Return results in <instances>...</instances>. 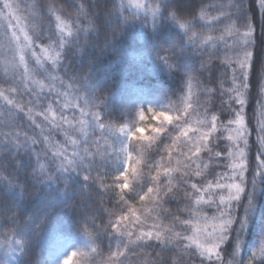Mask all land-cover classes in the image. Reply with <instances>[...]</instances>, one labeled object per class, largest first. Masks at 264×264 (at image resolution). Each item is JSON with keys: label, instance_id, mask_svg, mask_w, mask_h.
Masks as SVG:
<instances>
[{"label": "snow or ice", "instance_id": "snow-or-ice-1", "mask_svg": "<svg viewBox=\"0 0 264 264\" xmlns=\"http://www.w3.org/2000/svg\"><path fill=\"white\" fill-rule=\"evenodd\" d=\"M251 2L259 11L264 12V0H251ZM249 3L250 0H212L195 11L190 22H187V31L197 27V23L200 25L199 31L193 33L192 46L197 54L207 57L205 61H202L201 68L208 71L213 64L221 66L216 80L219 94L224 96L227 93L231 96V99L224 101L229 106L234 101L241 102L244 107L245 123V105L254 56L249 45L255 43L256 31L255 24L248 14ZM0 4L7 8L16 20V24L13 25L9 17L0 11V18L8 20L10 39L16 46L8 66L4 69L5 78L10 83L7 86L0 85V104L9 109L3 113L7 131L2 132L0 139L14 148L24 146L31 148L35 159L34 172L43 179L52 180L54 173L51 169L57 159L61 155L64 157L57 171L62 167L63 161L68 159L67 148L57 146L53 141L55 132L63 133L66 138L64 143L72 146V158L80 161L77 167L80 171L87 169L82 175L83 180L94 184L102 193L110 190L117 192L118 189L117 196L123 201L122 193L129 188L127 163L122 162V170L118 172V176H115V187L110 188L105 180L108 174L104 172L102 162L120 160L119 156L113 159V154L126 152L125 143L122 145L108 143L110 138L105 134L104 117L100 111L93 110L97 107L95 102L87 95L74 96L70 84L66 85L58 74L64 50L69 46L71 38H78L81 33L86 34L93 27L83 0H77L75 19L66 15L60 8L48 9L53 31L46 37V42L45 39L35 38L29 26L17 15L19 5L13 8L9 0H0ZM124 5H127V8ZM132 8L137 10L135 17L128 14ZM117 11L122 21L138 19L141 11L146 13V19H156L160 13L159 7L153 3L145 5L135 0H118ZM81 16L86 18L85 23H82ZM170 18L181 29H185V20H177L175 16ZM176 51V45H171L164 50L163 54L157 53V61L169 71L174 70L172 57ZM61 89L64 90L61 91ZM200 91L201 83L189 78L183 92V103L186 107L191 105L188 108L190 115L201 106L200 97L197 95ZM207 91L209 95L216 93V89ZM24 93H28L31 97L27 103L19 98ZM53 94L57 97L55 105L49 99ZM69 96H74V99L81 102L79 117L75 115L69 117L64 114L65 109L77 107L68 100ZM36 108L40 110L34 111ZM165 110L171 109L165 107ZM230 111L233 115L227 120L216 115L208 118L204 123L195 124L194 127L200 131H191L186 127L187 117L174 123L171 132L165 133V136L172 140L170 145H165L168 155L148 165L152 169L150 183L146 191L138 195L141 202L146 200L150 202L151 209L149 210L148 205H145L144 211L147 214L143 220L134 209H129L131 219L128 216L114 219L116 214L105 210L109 215L108 225L105 226L109 236L126 238L130 245L136 246L155 241L162 249L167 250L174 245L186 257H200L199 264H206V262L207 264H264V241H259L246 259H238L242 254L248 218L255 206V193L264 186V152L259 150L256 152L254 158L256 167L251 170L250 178L246 144L252 130L245 131L243 136L239 135L241 129L236 122L237 113L231 108ZM20 113L26 117L32 129V135L20 127L11 125L10 121L14 118V114ZM136 114L143 119V112L138 111ZM86 116H90L91 119H85ZM37 117L42 119L37 122ZM254 120L257 142L264 143V102L261 100L257 101L254 109ZM37 129H39L38 133ZM89 130L93 134L97 131L100 133L91 144H89ZM172 132L176 135L172 136ZM131 135L133 134L128 133V138ZM205 136H207V142H205ZM217 138L226 141L227 150H218L209 155L208 153L213 149V141ZM82 141L83 148H81ZM41 143L45 147L38 150L37 146ZM53 148H56V151L49 155ZM177 151L183 159H178L176 166L173 167L171 161ZM205 153L208 154L207 158ZM165 160L168 166L165 165ZM220 161H224L225 170L215 173L212 179H208L211 175L210 169L219 166ZM140 162V160L136 161L137 164ZM127 166L129 169L130 165L127 164ZM101 169L103 172L100 171ZM133 170L135 174L138 171L136 168H133L132 172ZM154 170L155 175H152ZM93 172L96 175H93ZM77 173L80 174V172ZM177 175L181 177L178 182H176ZM161 176L166 178L163 183H161ZM0 179L10 182V178L3 174H0ZM121 180L123 183L120 182ZM181 186L185 189L184 199L186 200V204L180 210L184 213L183 216L177 215L171 225L154 222L147 231L141 230L136 233L128 229L127 225L133 222L143 228L153 212L156 213V219H159L163 204L169 199H175V191ZM211 208H214L215 212L209 217L206 209ZM12 218H15L14 214ZM177 225L184 227L181 231H176ZM189 229H191V235L187 234ZM229 241L233 245L230 258L226 255L225 248ZM25 244L26 241L17 238L11 229L0 232V249L12 255L22 254ZM192 245L195 247L193 248ZM92 251L96 252L97 249L92 248ZM78 254L83 255L79 251L72 252L63 261L66 259L72 261ZM128 256V246L122 249L118 247L115 251H111L107 264H125ZM150 256L151 253L145 255L141 264H149ZM184 264H194V262H184Z\"/></svg>", "mask_w": 264, "mask_h": 264}, {"label": "trees", "instance_id": "trees-1", "mask_svg": "<svg viewBox=\"0 0 264 264\" xmlns=\"http://www.w3.org/2000/svg\"><path fill=\"white\" fill-rule=\"evenodd\" d=\"M31 1L39 7V19L43 21L40 26L43 37L53 31L52 24L49 22L50 17L46 13L47 8H60L66 15L76 18L77 0ZM210 2L212 0H157L161 10L158 18L152 22L142 16L133 21H122L121 15L117 13L115 0H83L93 27L88 33H81L78 38H71L69 46L64 50L58 74L66 85L70 84L73 95H87L92 98L97 106L93 110L101 112L105 128L133 126L135 121L136 123L138 121V116L135 117L138 108L156 106L161 103L168 105L171 109L174 106L172 101L183 88V76L178 70H166L155 59L156 49L161 46L169 48L172 40L183 42V32L173 19L168 17V11L173 5L177 20H191L196 9ZM128 14L135 17L129 12ZM248 14L256 28L255 43L249 45L254 50V56L249 76L248 103L245 106L247 123L251 124L254 109L260 99L258 85L261 73L264 72V12L259 11L250 0ZM80 19L82 23L86 22L85 17L81 16ZM108 33H111L113 37L109 38ZM177 61L182 69L198 70L199 56L191 53L190 46H185L183 54L177 57ZM220 69V65L213 64L207 73L200 70V75L204 76L206 82L215 84ZM9 83L0 67V85L7 86ZM19 98L25 103L31 99L28 93H24ZM225 100L226 94L221 96L218 89L213 106L221 113L222 119L226 120L231 115V111ZM51 101L55 105V102ZM77 102L80 105L81 102L78 100ZM7 111L9 109L0 104V135L4 130L7 131L3 117V113ZM36 119L39 122L42 117ZM10 123L14 127L27 131L29 135L33 134L23 113L14 114ZM36 131L38 133L39 129ZM171 134L176 135L175 132ZM54 136V139L62 141L59 134L55 133ZM65 139L63 137L62 143L59 144L66 146ZM143 143L147 144V142ZM171 143L172 140L165 136L161 145L154 147L151 151L139 146L134 159V166L138 171L135 175L132 172L129 188L122 193V201L117 196L118 189L117 192L110 190L102 193L94 184L84 181L82 175L87 169L79 171L80 174L61 176L55 164L51 169L54 173L52 180L39 177L33 170L35 159L31 148L27 146L14 148L0 139V174L10 178V182L0 179V232L11 229L17 238L26 241L23 253L17 254L12 263H9L7 259L3 260L0 255V264L4 262L50 264L53 262L57 245H72L83 238L90 240L93 247L97 249L92 258L96 264H107L111 251L125 246L129 248V256L125 264H141L148 253H151L149 264H184V262L199 264L200 257H186L174 245L167 250L162 249L155 241L140 246L130 245L126 238L109 236L105 227L109 222V215L105 210L115 213L114 219L121 216H128L131 219L129 209H134L141 220L144 219L147 214L144 211L145 205L147 204L150 210L151 204L147 200L141 202L138 195L143 194L149 186L152 169L148 165L160 161L161 155L167 157L166 151L161 153V147ZM44 147L42 143L37 146L38 150ZM213 148L220 151L226 150L223 141L214 144ZM251 152L250 178L251 170L256 167L254 144ZM51 154L50 151L49 155ZM142 155L145 156L144 160H141ZM207 155L205 153L206 157ZM177 156H179L178 151L174 158H178ZM179 158L183 159L180 156ZM137 160L141 161L140 164L136 163ZM177 160L172 159L171 166H176ZM164 162L168 166L167 160ZM114 165H116L115 161L102 162L104 172L108 174L105 180L110 188L115 187V176L119 175ZM223 165L224 161H220L219 166L210 169L211 175L208 179H212L217 172H223L225 170ZM103 169L100 171L103 172ZM93 175L96 173L93 172ZM152 175H155V170ZM165 179L161 176V183L165 182ZM180 179L181 177L177 175L176 182ZM184 192L185 189L182 186L176 189L175 199H169L163 204L159 219H156V213L153 212L143 228L133 222L127 225L128 229L138 233L141 230H149L154 222L171 225L177 215H184L180 211L186 204ZM253 212L241 259H246L251 251L250 245L257 243L253 235L256 236L255 230L264 220V186L255 193ZM125 223L127 224V221ZM183 227V225H177L175 230L181 231ZM187 234H191V229ZM225 248L226 255L230 258L232 242L229 241Z\"/></svg>", "mask_w": 264, "mask_h": 264}, {"label": "rangeland", "instance_id": "rangeland-1", "mask_svg": "<svg viewBox=\"0 0 264 264\" xmlns=\"http://www.w3.org/2000/svg\"><path fill=\"white\" fill-rule=\"evenodd\" d=\"M115 1H116V8H118V0H115ZM135 2L145 4V5L151 4V3H153V5L157 4V0H135ZM9 4L12 5L13 8H15L16 5H19V12L17 13V15H19L21 17V19L23 20V23H25L29 26V28L32 31V34L34 35L35 38L45 39V42H46V37L50 36L52 34V32L45 34L43 37V34L40 30V26L42 25L41 23H43V21L39 19V7L37 5H35L34 2H32L31 0H9ZM124 7L127 8V5H124ZM48 9L49 8H47V11H46L47 15H48ZM0 11H3L9 17V19L11 20V23L13 25L16 24V20L13 18V14L11 12H9V10L7 8H4L2 4H0ZM136 11L137 10L135 8H132L131 10H129V13L136 16L137 15ZM117 13L120 14L118 11H117ZM139 16L145 17L146 13L144 11H141L139 13ZM149 16H150V13H149ZM47 20H48V17H47ZM47 20H46V22L48 23ZM150 20L152 22H154L156 19H150ZM49 22H51L52 27H53V23H52L50 18H49ZM199 26H200L199 23H197L198 28H199ZM13 48H14V44L10 39V33L8 31V20H6L4 18H0V67H1V71H2L3 75H4L5 67L8 66V64L11 60V57L13 54ZM41 75H44V74L41 73ZM63 90L64 89H61V91H63ZM74 96H69L68 100H70L73 104H76L77 107L75 109H65L64 110V114L66 116H69V117H71L73 115L79 117L80 107L78 105L77 100L74 99ZM50 99L53 100L54 102H56L57 97L53 94L50 97ZM45 106H46V104H45ZM161 106H165V107L169 108L168 105L161 104V103H158V105L152 106V107L160 108ZM39 110H40L39 108L36 109V111H39ZM146 115L150 116V114H148L147 112H146ZM85 119L90 120L91 117L86 116ZM144 123H147V121H145ZM246 123H247V119H246ZM252 123L254 124L255 120H253ZM136 124H137V126H140L141 122L139 121V118H138V121ZM193 126H195V125H193ZM233 128H235V125H233ZM121 129H123V130H121ZM130 130H133V129H131L130 127H123V128H109L108 127V128H105V134L110 138L108 140V143H114V145H122L125 143V145L127 147L126 152H116L113 154V159L115 158V156L120 157V160H114L116 162V165H114L113 167L116 170L120 171V170H122V162L129 164L130 165V167L128 169L129 183L131 181L132 169L135 168V166H134L135 153H136V151H138L139 145L141 144L140 141H137L134 138L133 139L128 138V133ZM253 132L255 133V129H253ZM55 133L59 134L62 137V141H63V137H65L64 134L59 132V131H57ZM99 134H100L99 131H97L95 134H93L91 132V130H89V135H90L89 144H91L92 140H94L96 138V136H98ZM54 137H53L54 143L57 146H62L61 144H59L60 142L62 143V141H58V140L54 139ZM251 139L254 140L255 135H252ZM101 143L103 144V141H101ZM83 146L84 145H83V141H82L81 148H83ZM63 147L67 148L68 159L63 161V165H62V167H60V170L58 172L60 173L61 176H71L72 174H75V173L80 171V169L77 167V165L79 164L80 161H79V159L74 160L72 158V146L70 144H67L66 146H63ZM55 151H56V148H53L51 150V153L55 152ZM177 157L179 158V156H177ZM178 158L173 157L174 160H177ZM63 159H64L63 155H61L57 159L56 168L61 165V160H63ZM179 159H181V158H179ZM164 163L166 165V162H164ZM161 171H162V169H161ZM120 182L123 183V180H121ZM253 211H254V209H253ZM253 211L248 218V227H247V231L245 233L244 240L242 243V249H243L244 244H246L247 235L249 234V227L251 225V219H252V216L254 214ZM206 212H207V215L209 217H211L214 214L215 209L214 208L206 209ZM209 230H211L210 227H209ZM262 230H264V220L262 222H260L257 229L255 230L256 236L253 235V239L255 241H257V243H253L252 245H250V250H252L254 247L257 246V244L259 242V236H260V233ZM192 247L194 248L195 245H192ZM232 247H233V245H232ZM55 248L57 251L55 252V254L53 256V262L50 264H62L63 259L68 254H71L72 252H77V251L83 253V255L78 254L77 256L73 257L70 264H96L95 261H92V258L94 257V254H95V252L92 251V248H94V247L91 244L90 240H88L87 238H83L79 242H74V243H72V245H69V244H66L65 246L57 245ZM0 250L4 253L3 254L2 252H0V255H1L3 260L7 259V261L9 263H12L15 260L14 258L16 257V255H12L11 253L6 252L3 249H0ZM241 257H242V254H241ZM241 257L238 259H241ZM4 264H8V263L4 262Z\"/></svg>", "mask_w": 264, "mask_h": 264}, {"label": "clouds", "instance_id": "clouds-1", "mask_svg": "<svg viewBox=\"0 0 264 264\" xmlns=\"http://www.w3.org/2000/svg\"><path fill=\"white\" fill-rule=\"evenodd\" d=\"M156 6H158L160 9L159 4H156ZM198 9H196L195 11H198ZM175 15H176L175 7L172 5L171 9L168 11V17L170 18ZM128 21H133V19H129ZM185 21H186L185 29H181L179 27L180 30L183 32V42L172 40L169 43V45H173V44L176 45V49H177L174 56L172 57V62L175 65L174 70L180 71L183 76V88L181 91L177 93V95L175 96V99L172 101V104L174 106L171 108L170 111H166L165 106H161L160 108H154L152 106L138 108L136 113L139 111V112H143L144 114L143 119H141L140 116L135 113V117L138 116L141 124L140 126H137L136 121H135L134 125L130 127L133 130H130L129 133H132L133 135L129 136V139L134 138L135 140L140 141L141 144L139 146H142L147 151H151L154 147L161 145V142L164 140L165 133L171 132V129L176 121H180L184 119L185 117H187L188 122L186 124V127L191 131H200V129L194 127L193 125L197 123H204L206 122L208 118L214 117L216 115L221 116V113L213 106V101L215 99V95L217 93V90L219 89V86L217 85V83L213 84L211 82H206L204 79V76L200 75V70H203L201 68V63L202 61H205L207 57L206 56L202 57L201 55L197 54L195 52L194 46H192L193 33L198 32L199 28L193 27L191 31H187V22H190V20H185ZM108 36L109 38L113 37L111 33H108ZM185 46H190L191 53L199 56V63H198L197 71H192L190 69H182L180 65L178 64L177 57L183 54L185 50ZM15 47L16 46L14 45L13 50L15 49ZM166 49H168L167 46H161L160 48L156 49L155 59L157 60L156 56L158 52L163 54L164 50ZM253 53H254V50H253ZM165 69L168 70L167 68ZM203 71L207 73V71L205 70ZM189 78H191L193 81H199L201 83V91L198 92L197 94L200 97L201 106L198 107L195 112L191 113V115L189 114V111H188V108L191 107V105L186 107L183 103V92H184L186 83L189 81ZM210 89H216V93L213 95H209L207 90H210ZM248 95H249V91L247 93V103H248ZM258 95L260 98L259 100H261V102H264V72L261 73V78H260V82L258 85ZM229 99H231V96L226 93V100H229ZM229 107L237 113L235 118H236L237 124L240 125V129H241V131L239 132V135L243 136L245 131L249 129L252 130L251 136L255 135L254 140L251 139V136L248 137L247 144H246L247 160H248V167H249V157L252 153L251 148L253 144L255 146L256 152L258 150L261 152H264V143L257 142L256 131L255 133L253 132V129L256 128V124L255 123L249 124V122L248 123L244 122V107L242 106L241 102L234 101L233 104L230 105ZM146 112L150 114V116L146 115ZM232 115H233V112L231 111V115L227 119H229ZM248 120H249V117H248ZM145 121H147V123H144ZM204 139H205V142H207V136H205ZM220 141H223L224 145L226 146V141H224L222 138L215 139L213 141V145L216 143H219ZM143 142H147V144L145 145ZM165 145L166 144H164L163 147H161V153L165 151ZM215 151H218V150H214L213 148L212 152L208 154L211 155ZM162 157L163 155H161V158ZM144 158L145 156L142 155L141 160H144ZM197 167H199V165H197ZM126 171H128L127 164H126ZM133 172L135 174V170H133ZM259 241H264V230H262L260 233ZM70 262H71L70 259H66L63 261V264H70Z\"/></svg>", "mask_w": 264, "mask_h": 264}]
</instances>
